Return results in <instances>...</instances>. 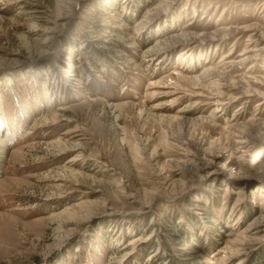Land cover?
Listing matches in <instances>:
<instances>
[{
    "label": "rangeland",
    "instance_id": "1",
    "mask_svg": "<svg viewBox=\"0 0 264 264\" xmlns=\"http://www.w3.org/2000/svg\"><path fill=\"white\" fill-rule=\"evenodd\" d=\"M258 26L264 0H0V264H264Z\"/></svg>",
    "mask_w": 264,
    "mask_h": 264
},
{
    "label": "bare ground",
    "instance_id": "2",
    "mask_svg": "<svg viewBox=\"0 0 264 264\" xmlns=\"http://www.w3.org/2000/svg\"><path fill=\"white\" fill-rule=\"evenodd\" d=\"M176 1V0H173ZM155 13V12H154ZM73 18V16L71 17ZM65 19V18H64ZM64 19L60 20V23H62L61 25H63V23L65 22ZM59 22V21H58ZM59 24V23H58ZM60 25V26H61ZM245 33H249V41L250 43L255 45L256 49H252L251 52H253L256 56L254 57H259L264 53V29L259 28L258 27H248V28H244L242 29ZM53 34V31H50L46 36L49 38L51 35ZM232 34V30L230 29H223L221 31H219L218 33H214L211 36H202L201 38H195V37H190L187 34H184L182 36H177L175 37L172 41V45L171 47L180 44V40L181 38L184 40H188L189 43L193 44H208L209 42H211L210 40H215L216 37H222L223 39L226 38H230V35ZM45 36V37H46ZM47 39V38H46ZM50 39V38H49ZM47 39V40H49ZM190 39V40H189ZM217 39V38H216ZM221 40V39H220ZM50 41V40H49ZM182 41V40H181ZM224 41V40H223ZM219 42V41H218ZM186 43V42H185ZM169 44V43H168ZM189 44V45H191ZM252 47V46H251ZM254 47V46H253ZM250 58V57H249ZM249 58H246L242 61V64H244V62H246L247 60H249ZM206 75L209 77H212L213 74L212 72H207ZM238 135V139L242 142L245 143H250L249 140L250 139V134L247 131H240ZM5 141V140H4ZM9 143L8 142H0V159H1V154L3 151H5V149H7ZM258 151H256L254 153V157L252 159H250L249 161H247V163L249 164H253L257 169L259 170H264V143H260L259 147H258ZM243 161V160H242ZM247 166V164H246ZM216 174V173H215ZM245 176V175H244ZM245 179V178H244Z\"/></svg>",
    "mask_w": 264,
    "mask_h": 264
}]
</instances>
